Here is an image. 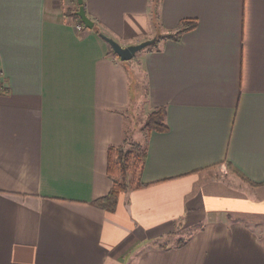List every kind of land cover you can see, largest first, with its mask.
<instances>
[{
  "label": "crops",
  "instance_id": "crops-1",
  "mask_svg": "<svg viewBox=\"0 0 264 264\" xmlns=\"http://www.w3.org/2000/svg\"><path fill=\"white\" fill-rule=\"evenodd\" d=\"M83 3L78 30V0H0V264H264V185L236 173L264 182V0ZM101 33L157 40L134 63ZM159 106L147 185L97 205L128 114Z\"/></svg>",
  "mask_w": 264,
  "mask_h": 264
},
{
  "label": "trees",
  "instance_id": "trees-1",
  "mask_svg": "<svg viewBox=\"0 0 264 264\" xmlns=\"http://www.w3.org/2000/svg\"><path fill=\"white\" fill-rule=\"evenodd\" d=\"M84 4V3H83ZM154 14L156 19L158 18V1L154 4ZM78 8L74 11L80 22L83 23L81 17L78 14ZM196 26L195 20H185L180 28L175 31H170L166 34H159L158 40L162 38H170L178 40L184 31H187ZM114 53V50H111ZM131 76L133 78V86L138 87V79L133 70H131ZM167 108L166 106H159L152 110L147 116L146 127L149 131H167L169 125L167 123ZM127 139V132L125 133V139ZM120 145H110L108 149V167L107 172L109 177L113 181L111 190L104 196L96 199L94 202L106 209L114 210L117 207L119 197L121 193L129 190L136 189L147 184L141 180V174L144 168V164L147 157V142H135L130 150H126ZM236 171V170H235ZM236 173L244 180L249 181L255 186L264 185V182H253L241 172Z\"/></svg>",
  "mask_w": 264,
  "mask_h": 264
},
{
  "label": "rangeland",
  "instance_id": "rangeland-1",
  "mask_svg": "<svg viewBox=\"0 0 264 264\" xmlns=\"http://www.w3.org/2000/svg\"><path fill=\"white\" fill-rule=\"evenodd\" d=\"M143 52V51H142ZM140 51L136 54V59L134 60V63L138 61V54ZM136 77L139 80V87H140V93H145L146 91V77L145 74L141 71H138L137 74H135ZM131 114V113H130ZM129 118V125L127 129V139L123 142V146L126 150H130L135 142L141 141L142 143L145 142V133H146V115L143 110H140L136 112L135 114L132 113V115L128 114ZM214 172H216L219 176L224 174V171L220 169V167H214ZM264 233V229L262 231Z\"/></svg>",
  "mask_w": 264,
  "mask_h": 264
},
{
  "label": "water",
  "instance_id": "water-1",
  "mask_svg": "<svg viewBox=\"0 0 264 264\" xmlns=\"http://www.w3.org/2000/svg\"><path fill=\"white\" fill-rule=\"evenodd\" d=\"M78 1L80 4V8L78 10L79 16L81 17L86 27L93 28L95 25V22L92 18L88 16L85 6L83 4V0H78ZM101 34L110 43L114 52L118 54L122 60L132 59L137 54V52L143 50L144 48L153 44L157 40V36H154L152 38H148L140 42L131 43L128 45H122L115 38L107 34H104V33H101Z\"/></svg>",
  "mask_w": 264,
  "mask_h": 264
},
{
  "label": "built area",
  "instance_id": "built-area-1",
  "mask_svg": "<svg viewBox=\"0 0 264 264\" xmlns=\"http://www.w3.org/2000/svg\"><path fill=\"white\" fill-rule=\"evenodd\" d=\"M63 1L66 4H74L75 2H77V0H63ZM84 27H85V25L82 22L78 21V23H77V29L78 30H82Z\"/></svg>",
  "mask_w": 264,
  "mask_h": 264
}]
</instances>
